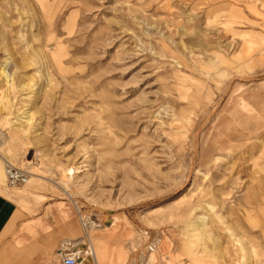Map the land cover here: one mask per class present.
<instances>
[{"label": "rangeland", "instance_id": "374dc122", "mask_svg": "<svg viewBox=\"0 0 264 264\" xmlns=\"http://www.w3.org/2000/svg\"><path fill=\"white\" fill-rule=\"evenodd\" d=\"M0 185V264H264V0H0Z\"/></svg>", "mask_w": 264, "mask_h": 264}, {"label": "built area", "instance_id": "2783aa9c", "mask_svg": "<svg viewBox=\"0 0 264 264\" xmlns=\"http://www.w3.org/2000/svg\"><path fill=\"white\" fill-rule=\"evenodd\" d=\"M7 185L11 188H18L27 184L28 175L20 169L13 166L6 167ZM152 251V249H151ZM85 255L77 250L70 252H61L60 264H86Z\"/></svg>", "mask_w": 264, "mask_h": 264}, {"label": "crops", "instance_id": "0c3cea01", "mask_svg": "<svg viewBox=\"0 0 264 264\" xmlns=\"http://www.w3.org/2000/svg\"><path fill=\"white\" fill-rule=\"evenodd\" d=\"M4 162L6 163L5 160ZM31 179L32 177L29 178V181ZM11 195L10 192L4 186L0 185V238L2 237L3 232L12 223L14 216L19 210V206L15 200V197ZM3 262L4 261L0 256V263Z\"/></svg>", "mask_w": 264, "mask_h": 264}, {"label": "bare ground", "instance_id": "6f19581e", "mask_svg": "<svg viewBox=\"0 0 264 264\" xmlns=\"http://www.w3.org/2000/svg\"><path fill=\"white\" fill-rule=\"evenodd\" d=\"M8 167H10V166H12L11 164L9 165V164H6ZM29 175H28V180H27V182L29 181ZM84 226L87 228V229H89L90 231H92L94 228H100L101 227V225H98L97 224V220H96V218H90L89 220H87V222L84 224ZM85 228V229H86ZM102 228V227H101ZM94 235V234H93ZM90 238V241H91V255L90 256H92V258L94 257V256H96V248L93 246V236H90L89 237ZM78 244V243H77ZM77 244H72L70 241H64V243H63V245H62V247H61V252H63V253H65V252H68V251H72V250H74V248L77 246ZM84 260H85V263L86 264H89L90 262H89V260L87 259V257L85 256V258H84ZM93 259H91L90 261H92ZM88 261V262H87Z\"/></svg>", "mask_w": 264, "mask_h": 264}]
</instances>
